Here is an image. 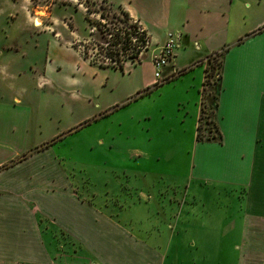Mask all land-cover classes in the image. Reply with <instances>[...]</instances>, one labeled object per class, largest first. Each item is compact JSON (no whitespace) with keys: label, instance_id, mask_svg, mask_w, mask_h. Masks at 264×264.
Segmentation results:
<instances>
[{"label":"rangeland","instance_id":"obj_1","mask_svg":"<svg viewBox=\"0 0 264 264\" xmlns=\"http://www.w3.org/2000/svg\"><path fill=\"white\" fill-rule=\"evenodd\" d=\"M170 1L162 0L166 7ZM85 4V0H0V96L5 101L13 102L14 96L19 100L17 115L24 122L26 136L23 157L48 143L41 152L52 153L74 188L90 198L94 195L95 204L99 195L103 196L99 199L110 200L105 194L108 188H121L122 218H133L138 233L144 236L163 233L164 241L149 243L164 244V253L170 243L167 224L175 225L180 216L187 258H176V263L203 264L196 262L201 257L194 244L204 241L191 240L207 233L214 238L216 257L224 260L218 264H236L241 222L233 213L242 201L241 192L191 180L192 127L184 120L192 110V95L186 92L185 81H173L163 71L159 78L154 75L153 62L166 41L155 50L148 40L139 60L127 59L123 69L100 68L92 59H104L110 51L101 49L106 42L101 30L86 19ZM105 7L110 8L105 10L108 29L131 32L120 7L104 0L90 8L100 12ZM90 17L101 20L96 13ZM169 36L176 35L169 33L166 38ZM174 42L176 45L177 38ZM131 53L132 49L125 55ZM220 60L219 53L208 58L206 90L218 81ZM187 62L184 57L177 60L178 65ZM153 79L154 85L161 86H147ZM210 97L203 103L201 134L218 140L213 118L216 96L212 92ZM5 115L10 121L14 118V114ZM9 162H1L0 169ZM41 175L45 178L46 172ZM28 184H35L34 180ZM132 188H152L151 200L140 201ZM63 242L59 240V244ZM171 252L168 264L173 260Z\"/></svg>","mask_w":264,"mask_h":264},{"label":"crops","instance_id":"obj_2","mask_svg":"<svg viewBox=\"0 0 264 264\" xmlns=\"http://www.w3.org/2000/svg\"><path fill=\"white\" fill-rule=\"evenodd\" d=\"M106 2L125 10L146 31L155 50L169 33L176 35L174 59L162 71L170 77L186 70L175 80L185 81L192 95V110L184 120L192 127L191 180L241 192L242 201L233 213L241 222L236 264H264V0H171L167 7L162 0ZM221 52L220 78L206 90L208 58ZM183 57L188 62L178 65ZM212 92L220 138L197 141L201 108ZM18 102L16 96L13 102L0 96V165L10 161L0 169V264H168L171 249L169 264H178L176 258L186 260L180 216L175 225L167 224L170 243L164 253V244L149 243L164 241L163 233L144 236L133 218H122L121 188H108L110 200L99 195L95 204L94 195L90 198L74 188L52 153L41 152L48 143L23 157L26 136ZM6 113L14 114L13 120L6 119ZM31 179L41 186L28 184ZM55 179L62 188L54 185ZM152 190L131 192L142 201L151 200ZM200 240L204 243L194 244L201 257L196 262L224 261L212 250L210 234L191 241Z\"/></svg>","mask_w":264,"mask_h":264},{"label":"trees","instance_id":"obj_3","mask_svg":"<svg viewBox=\"0 0 264 264\" xmlns=\"http://www.w3.org/2000/svg\"><path fill=\"white\" fill-rule=\"evenodd\" d=\"M85 2H86L85 6H86V9H87V12H88L87 15H86V19L89 21V23L91 25L92 24L96 25L98 27L99 31L101 30L100 33L104 37V40L106 42L104 45L103 44L101 45V49L105 50L107 52L110 51L108 53L107 57H104V59H100L99 57H98V59H92V63L94 65L99 66L100 68L123 69L127 59H131V61L139 60V56H140L141 51H142L141 50L142 46L144 47V45H146V43L149 40L148 37H147V34L140 27V25L137 22L133 21L131 19V17L129 16V14L125 10L120 9L121 10L120 13L122 15V19H123L124 22L127 23V26H130L131 32L130 31H125L124 34H121L118 31V29L110 30V29L107 28V24H106L107 23V17L105 15V10H108L110 8L109 7L108 8L105 7L100 12L97 11V10L94 11L90 7H91V5H93V6H94V4L96 5L97 2H95L93 0H85ZM102 6H103V4L100 5V7H102ZM93 13L99 14L100 17H101V20H97V19L91 18L90 14H93ZM92 19H94V20H92ZM102 20H105V22H102ZM115 30H116V32H115ZM108 36L110 37V39H112V37H116V36L117 37H116L115 41L106 40V38ZM111 41H113V42H111ZM119 43L121 45H123L122 48L118 47ZM96 45L98 46L99 44H96ZM106 45H107V48H103V46L106 47ZM110 46L113 47V49L112 48H108ZM130 49L133 50V53H131L130 55L129 54L125 55V53H127V51H129ZM120 52L123 53L125 58H122ZM219 54L222 56L223 53L221 52ZM84 55H85L86 58H91V56L88 55L87 51H84ZM105 58H106V60H105ZM108 60H109V62H108ZM221 63L222 62L220 60L219 69H221ZM185 71H186L185 69L179 71L177 73V75L172 76L171 80L176 79L178 76L182 75ZM208 72H209V70L206 68V76H205L206 80H207V77H208ZM219 78H220V71L218 73V80H219ZM154 87H158V85L155 84ZM214 105H215V103H214ZM204 112H205V106L203 105L202 108H201V113H200V116H199V122H198V126H197V137H196L197 141H204L205 139L210 140L209 137L205 138L201 134L202 133V120H203V117H204ZM218 136L220 138V135H218Z\"/></svg>","mask_w":264,"mask_h":264},{"label":"built area","instance_id":"obj_4","mask_svg":"<svg viewBox=\"0 0 264 264\" xmlns=\"http://www.w3.org/2000/svg\"><path fill=\"white\" fill-rule=\"evenodd\" d=\"M175 47L174 37L169 36L166 43L161 47L158 58L153 62L154 75L156 78L160 77L163 68L174 59Z\"/></svg>","mask_w":264,"mask_h":264},{"label":"bare ground","instance_id":"obj_5","mask_svg":"<svg viewBox=\"0 0 264 264\" xmlns=\"http://www.w3.org/2000/svg\"><path fill=\"white\" fill-rule=\"evenodd\" d=\"M38 23H36V25H37ZM40 24V23H39Z\"/></svg>","mask_w":264,"mask_h":264}]
</instances>
